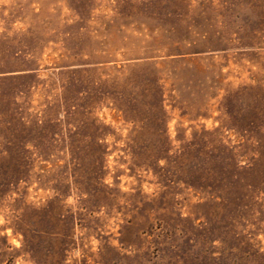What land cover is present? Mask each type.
<instances>
[{
  "label": "rangeland",
  "instance_id": "374dc122",
  "mask_svg": "<svg viewBox=\"0 0 264 264\" xmlns=\"http://www.w3.org/2000/svg\"><path fill=\"white\" fill-rule=\"evenodd\" d=\"M0 264H264V0H0Z\"/></svg>",
  "mask_w": 264,
  "mask_h": 264
}]
</instances>
